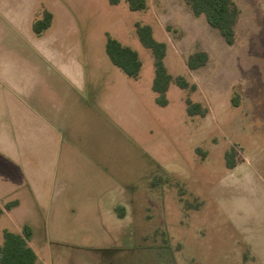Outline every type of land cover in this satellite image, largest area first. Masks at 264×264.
I'll list each match as a JSON object with an SVG mask.
<instances>
[{
    "label": "rangeland",
    "instance_id": "374dc122",
    "mask_svg": "<svg viewBox=\"0 0 264 264\" xmlns=\"http://www.w3.org/2000/svg\"><path fill=\"white\" fill-rule=\"evenodd\" d=\"M233 1L240 16L228 45L185 0H147L139 12L126 0H0L3 85L22 81L36 44L28 28L48 10L56 47L85 73V92L108 98L111 109L103 142L91 132L85 138L88 147L102 145L100 163L72 169L65 186L45 187L47 227L29 241L37 264H264V0ZM137 24L152 27L167 45L169 72L196 90L172 84L167 106L156 103L154 57ZM108 34L139 53L137 80L111 62ZM196 52L209 59L191 70L187 60ZM188 99L206 116L189 115ZM4 106L0 95V112ZM25 202L31 217L35 207ZM19 212L6 211L0 244L5 228L23 230L28 219Z\"/></svg>",
    "mask_w": 264,
    "mask_h": 264
},
{
    "label": "crops",
    "instance_id": "0c3cea01",
    "mask_svg": "<svg viewBox=\"0 0 264 264\" xmlns=\"http://www.w3.org/2000/svg\"><path fill=\"white\" fill-rule=\"evenodd\" d=\"M53 24L41 35L34 32L33 24L32 30L28 28L36 44L24 61L22 81L6 79L5 86L0 82L4 87H0V95L5 100L0 112V164L5 170V175H0V196L8 198L6 203L19 201L10 212L16 215L21 209L20 217L28 219L23 224L33 229L31 243L37 228L47 227L43 218L50 197L45 187L54 182L65 186L72 169L86 170L97 161L99 164L102 145L88 147L85 138L91 132L103 142L104 130L110 125L109 99L85 92V73L71 64L66 53L56 47V36L48 33ZM112 113L114 122L119 123V113ZM25 201L35 207L31 217L22 211Z\"/></svg>",
    "mask_w": 264,
    "mask_h": 264
},
{
    "label": "trees",
    "instance_id": "16d2710c",
    "mask_svg": "<svg viewBox=\"0 0 264 264\" xmlns=\"http://www.w3.org/2000/svg\"><path fill=\"white\" fill-rule=\"evenodd\" d=\"M116 5L120 0H109ZM129 9L133 12L143 11L147 8V0H126ZM196 16H204L208 24L217 29L228 45L236 42L235 27L240 16V9L233 0H185ZM53 23L52 12L46 10L43 17L33 24V30L37 35L43 34ZM137 36L142 45L149 49L154 57L155 76L152 89L156 93V103L165 107L168 104V91L172 84L182 89L196 90V85L188 81L184 76L174 77L168 70L165 58L167 45L158 41L149 25H136ZM106 53L111 62L124 72L131 79L137 80L140 77L143 62L139 53L133 48L122 44L119 40L107 35ZM206 52H196L189 56L187 66L191 70L204 67L208 62ZM235 105L237 101H234ZM187 111L189 115L206 116L208 110L200 103L187 100ZM227 165L230 169L236 164L231 154H227ZM19 205L18 200L10 201L5 206L0 205V219L5 213ZM4 241L0 244V264H37L38 255L29 241L33 236V229L25 225L21 233L5 229L3 231Z\"/></svg>",
    "mask_w": 264,
    "mask_h": 264
}]
</instances>
